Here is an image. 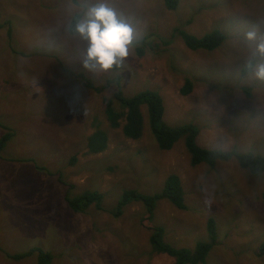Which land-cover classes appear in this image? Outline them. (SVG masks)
Returning a JSON list of instances; mask_svg holds the SVG:
<instances>
[{
	"label": "rangeland",
	"instance_id": "rangeland-1",
	"mask_svg": "<svg viewBox=\"0 0 264 264\" xmlns=\"http://www.w3.org/2000/svg\"><path fill=\"white\" fill-rule=\"evenodd\" d=\"M96 2L0 0V24L12 23L10 44L18 53L0 28V121L15 133L0 159V264H37L36 255L7 258L33 248L50 253L51 264H174L152 252L150 233L139 225L141 205L126 207L118 218L94 207L74 213L64 200L60 171L73 195L99 192L106 208L126 190L160 192L166 178L177 175L186 210L161 200L150 226L162 227L173 247L192 250L208 242L207 219L215 217L218 239L205 264H264L257 256L264 241V174H249L234 158L213 168L191 166L183 138L160 150L144 107L141 137L126 139L104 113V99L116 87L97 93L77 76L99 88L120 77L127 97L158 93L163 120L197 126L203 149L262 156L264 81L254 69L264 58L254 57L244 35L251 29L264 34V0H177L175 9L165 0H106L137 33L123 66L108 71L83 67L87 43L69 31L73 16ZM175 29L196 37L219 30L226 39L215 51L194 52ZM186 79L192 90L183 96ZM97 128L106 133L107 148L91 154L87 137ZM14 158L33 162L7 160Z\"/></svg>",
	"mask_w": 264,
	"mask_h": 264
},
{
	"label": "trees",
	"instance_id": "trees-1",
	"mask_svg": "<svg viewBox=\"0 0 264 264\" xmlns=\"http://www.w3.org/2000/svg\"><path fill=\"white\" fill-rule=\"evenodd\" d=\"M167 7L175 9L177 0H165ZM78 14L72 18L71 24ZM0 28H6L7 41L12 48V53L18 54L14 47H11L12 40V23L7 21L0 24ZM175 33L182 39L184 45L188 50L208 51L212 52L219 48L225 41V35L219 30H213L202 37H196L181 29H175ZM71 33V32H70ZM20 54V53H19ZM25 57L24 55H21ZM254 63H250L248 68L242 70V74L250 73ZM83 82L84 87L94 89L100 93L108 86H115L116 89L110 98L104 99L105 116L109 122L110 127L117 129L121 127L123 136L126 139L137 140L142 135V107L145 108L149 120V128L151 134L154 136L157 146L162 151L172 149L174 144L180 139H184V145L190 155L191 166L200 164H207L213 168L218 161H228L234 158L239 166L254 176L264 174V155L255 156L252 154H243L235 151L207 150L199 147L196 139L199 135V129L193 124H185L180 126H172L163 120L164 104L161 96L150 90H145L135 94L132 97L124 96L121 90V78L114 77L107 80L106 85L101 88L95 87L91 81L86 79L83 74L77 75ZM192 90V81L185 80L184 85L180 88V94L187 96ZM246 94L249 90L244 89ZM249 95V94H248ZM122 122V124H121ZM0 129L4 134L0 137V159L1 154L6 148L8 142L12 141L15 136L12 128L0 121ZM107 135L104 131L97 128L94 133L87 137V148L91 154H98L107 148ZM10 161H31L33 160H18L7 159ZM76 162L75 157L70 160V165ZM38 170L44 169L36 164ZM51 174V173H48ZM54 174V173H53ZM61 185H64V200L70 210L74 213H86L90 207H94L99 212H105L118 218L121 216L126 207L132 204H139L143 207L144 213L139 220V225L149 231V244L152 252L156 254H164L174 259V264H205L209 252L215 247L218 239V220L208 218L206 223V230L208 235V242H198L195 247L191 249L176 248L164 240V229L160 226H150V221L153 219L154 211L156 210L159 201L167 200L178 210H186L184 204V189L181 181L177 175H169L164 186L160 192L152 195H144L136 190H126L122 193L121 198L112 208H106L103 205V195L96 191H84L81 194L73 195L71 193L73 186L67 184L62 180V172H58ZM36 255L37 264H51L53 257L50 253L43 252L38 248H33L25 253L10 255L7 258L16 261ZM258 257L264 259V241L258 246Z\"/></svg>",
	"mask_w": 264,
	"mask_h": 264
},
{
	"label": "clouds",
	"instance_id": "clouds-1",
	"mask_svg": "<svg viewBox=\"0 0 264 264\" xmlns=\"http://www.w3.org/2000/svg\"><path fill=\"white\" fill-rule=\"evenodd\" d=\"M69 31L87 43L83 67L89 70L108 71L122 67L137 39L133 24L106 0L84 6L69 25ZM244 39L254 45V57L264 58V34L251 29L245 33ZM254 75L264 81V62L255 66Z\"/></svg>",
	"mask_w": 264,
	"mask_h": 264
}]
</instances>
